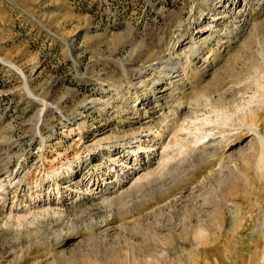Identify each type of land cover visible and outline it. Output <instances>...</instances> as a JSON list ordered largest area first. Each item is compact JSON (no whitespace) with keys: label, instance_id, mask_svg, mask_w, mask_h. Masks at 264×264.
I'll return each instance as SVG.
<instances>
[{"label":"rangeland","instance_id":"374dc122","mask_svg":"<svg viewBox=\"0 0 264 264\" xmlns=\"http://www.w3.org/2000/svg\"><path fill=\"white\" fill-rule=\"evenodd\" d=\"M149 119L170 129L141 167L85 162ZM10 167L0 264H264V0H0Z\"/></svg>","mask_w":264,"mask_h":264},{"label":"bare ground","instance_id":"6f19581e","mask_svg":"<svg viewBox=\"0 0 264 264\" xmlns=\"http://www.w3.org/2000/svg\"><path fill=\"white\" fill-rule=\"evenodd\" d=\"M238 17V16H237ZM244 18V17H243ZM218 21V20H217ZM196 44V43H195ZM185 48V47H184ZM197 48L196 45H194V43L192 44V50L195 51ZM186 52V51H184ZM207 57V56H206ZM192 61V60H191ZM162 62V61H161ZM156 65V64H155ZM174 66V65H173ZM160 67V66H159ZM165 67V66H164ZM153 68V67H152ZM155 70V69H154ZM180 71V70H179ZM178 71V72H179ZM165 72V71H164ZM165 74V73H164ZM183 74V73H182ZM170 75V74H169ZM177 76V75H176ZM167 77V76H166ZM171 78H173L174 76H170ZM169 78V77H168ZM180 78V77H178ZM167 80V79H166ZM179 80V79H178ZM184 80V79H183ZM171 82V81H170ZM169 82V83H170ZM173 82V81H172ZM179 82V81H178ZM184 82V81H183ZM168 82L165 84L167 85ZM261 86V84H260ZM163 87V86H162ZM174 87V85H173ZM169 88V86H168ZM167 86H164L163 88H161L160 90V96L161 97H166V91H167ZM169 93V92H168ZM203 94V93H202ZM201 94V95H202ZM205 94V93H204ZM200 96V94L198 95ZM221 99V98H220ZM196 100V99H195ZM234 100V99H233ZM197 101V100H196ZM236 101V100H235ZM189 103V102H188ZM197 103V102H196ZM204 103V102H203ZM182 104V103H181ZM249 104V103H248ZM147 105H149V107L146 109L144 117H147L148 112H150V116L152 117V113H157L159 111L163 110V106L162 103H148ZM142 109V102H138L135 103L134 106V110H133V114H139L141 112ZM199 110V109H198ZM209 111V110H208ZM216 113V112H215ZM149 116V115H148ZM206 116V115H205ZM209 116V115H208ZM210 117V116H209ZM208 119V117H206ZM201 119V118H200ZM165 120V119H164ZM195 121V120H194ZM198 121V120H197ZM206 120H204L205 122ZM192 122V121H191ZM210 122V121H209ZM193 124V123H192ZM81 127L82 126H87L85 123L80 124ZM161 129H155V127L151 126V122L150 119L143 122L140 127L136 130H132V132L130 131L129 133H124L121 136H111V137H105L104 136H100L96 139L93 140V143L95 146L100 147L98 149V151H94L91 154H88L85 157V162L87 161H94L98 160L97 156L98 155H107L111 158H113L114 160H124V158L119 159V157L121 156V152H123L122 147L126 144L128 147L132 148L134 154L130 157L132 158L134 155H136V157L133 160H127L126 162H122L120 170H125V172L127 173L128 171H131L130 169L135 168V167H141L143 165V159L141 158L142 155L144 153H148V151L154 149V138L156 136L160 137L162 136L165 132H168V130L170 129L169 124H165L164 125V121L161 122ZM159 126V127H160ZM181 126V125H180ZM80 127V126H79ZM183 127V126H181ZM137 128V127H136ZM155 129V130H154ZM84 130V129H83ZM127 130V129H126ZM173 130V129H172ZM175 137L177 136V133L180 131L178 129H175ZM129 131V130H128ZM197 131V130H196ZM200 132V131H199ZM192 134V133H191ZM203 135V134H202ZM174 137V138H175ZM198 138V137H197ZM203 139V138H202ZM197 140V139H196ZM199 141V139L197 140V142ZM179 142V141H178ZM209 142V141H208ZM211 143V142H210ZM178 144V143H176ZM198 144V143H197ZM90 145V144H89ZM165 149V148H164ZM163 149V150H164ZM172 149V148H171ZM168 150V149H167ZM163 152V151H162ZM162 157L166 160V155L167 152H163L161 153ZM123 156V155H122ZM126 156V155H125ZM79 158H84L82 155ZM163 159V160H164ZM80 165V164H79ZM132 166V167H130ZM58 167V166H57ZM76 165L72 163H70L68 165V173L64 174L65 172L60 170V168H54V170H52L54 177H56V184L62 183L64 184L65 188L67 189H71L72 187H79V185H81V171L80 168L76 169ZM130 167V168H128ZM50 169V168H49ZM20 169L17 168H7V170L5 171V173L0 174V188L2 190H0V196L2 197V199L4 200H8V195H9V191H10V187L12 184H14L15 179H19L20 178V173H19ZM64 174V175H63ZM116 177V176H115ZM61 178V179H60ZM21 180V178H20ZM17 181V180H16ZM15 181V182H16ZM19 181V180H18ZM17 181V182H18ZM112 183V182H111ZM12 189V188H11ZM49 205V204H48ZM51 206V205H50ZM49 206V208H50ZM47 208V209H49ZM57 208V207H55ZM54 208V209H55ZM59 208V207H58ZM43 210V209H42ZM56 210V209H55Z\"/></svg>","mask_w":264,"mask_h":264}]
</instances>
